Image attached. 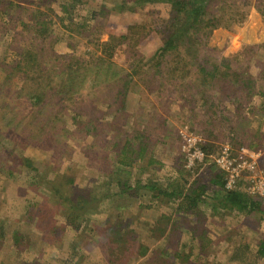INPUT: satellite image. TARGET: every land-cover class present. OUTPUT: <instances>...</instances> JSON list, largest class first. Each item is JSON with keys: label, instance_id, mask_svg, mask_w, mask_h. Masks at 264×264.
Segmentation results:
<instances>
[{"label": "rangeland", "instance_id": "obj_1", "mask_svg": "<svg viewBox=\"0 0 264 264\" xmlns=\"http://www.w3.org/2000/svg\"><path fill=\"white\" fill-rule=\"evenodd\" d=\"M47 1L0 0V264H33V258L37 262L42 259V264H107L98 252L100 243L90 236L100 233L98 240L108 241L103 238L102 222L120 215L125 218L123 224L131 228L127 255H139L130 264H264L254 252L264 238V220L257 212L237 215L221 209L218 200H203L198 210L201 217L195 221L190 216L186 219L182 211L177 213L179 199H155L152 192H146L135 200L121 196L119 189L110 184V177L115 183L132 177H140L145 183L147 175L155 174L160 188L174 184L173 190L183 188L191 194L199 175L208 183V169H213L209 172L212 177L225 167L239 173L228 185L231 189L240 187L252 197H264V0H233L235 4L209 9L210 15L221 19L222 24L201 48L214 60L228 57L242 80H249V86L219 79L203 85L198 68L189 66L192 60L186 57L184 48L165 58L155 55L163 43V32L158 33L160 21L168 18L171 9L167 0L142 6L128 0L127 9L118 8L122 0H49L53 10ZM62 4H74V12L62 8ZM43 13L50 15L52 33L45 41H32L20 21L40 14L44 17ZM223 13L227 14L224 22ZM69 15L70 20L60 25L59 19H69ZM39 16L36 19H41ZM87 18L93 29L79 32L77 25ZM110 35H129L133 44L141 39L135 45L140 54L136 60L121 48L110 58L120 70L145 71L138 74L139 78L133 77L126 110H120L121 98L116 94L125 77L123 73L102 75L91 98L87 92L63 96L56 83L63 77L65 64L56 68L51 61L56 56L66 59L68 54L91 65L100 58L107 60L102 44ZM27 51L41 58L40 73L29 80L16 72L12 58L15 52ZM158 61L160 66L156 65ZM46 65H50L48 69ZM111 83H116L117 90L110 91ZM76 118L98 120L103 128L94 134L86 133L78 130ZM144 140L150 143L151 152L143 159L133 153L131 159L137 164L125 165V173H118L114 142L120 148L138 151ZM205 145H210L211 153L202 151L204 156L199 158L195 148L202 150ZM151 159L157 164H152ZM143 165L150 167L148 173H141ZM66 173L73 180L68 186L71 194L93 193L106 200L104 204V200L91 201V208L101 207L102 213L88 207L77 220L80 228L75 230L66 228L64 221L70 204L57 193L46 191L47 184L59 182ZM223 173L227 184L230 173ZM208 193L203 199H209ZM30 201L42 203L36 212L44 207L48 209L46 215L59 206L62 216L39 222L37 214L33 222H28L32 215ZM169 216L175 219L168 221L165 217ZM191 221L195 229L207 232L205 240L192 238L186 229ZM174 222L183 228L173 237ZM169 224L171 227H167ZM61 226L67 232L53 237L54 227ZM36 227L44 229L46 241L29 234ZM158 227H164L167 235ZM18 235L27 244L16 245ZM138 244L151 251L160 247L156 260L151 258L152 252L146 258L140 257L144 249L133 247ZM236 245L245 251L237 252Z\"/></svg>", "mask_w": 264, "mask_h": 264}, {"label": "trees", "instance_id": "obj_2", "mask_svg": "<svg viewBox=\"0 0 264 264\" xmlns=\"http://www.w3.org/2000/svg\"><path fill=\"white\" fill-rule=\"evenodd\" d=\"M47 1V0H46ZM49 1V0H48ZM48 1H47V6H48ZM53 1V0H52ZM78 0H73V3H77ZM122 6L119 5V9H122L128 6L129 2L128 0H122ZM158 0H133V2L137 5L139 4L140 6L143 5V3H147L148 5L151 4L150 2L156 3ZM233 0H167L168 3L171 4V9L169 12L168 18L162 19L160 21V25L158 28V33H162V46L159 48L157 53L155 54L156 56L160 58H165L167 55H173L174 53L178 52L181 50V48H184V54H187L186 57L191 58V62L189 63V66L191 68L197 67L198 68V73L202 75V84H209L212 81L219 79V80H224V81H239L242 84H249V80H242V76L239 71L234 70L232 62L228 59V57L221 59V61H217L212 59V57L208 54L205 55L201 48L204 44L207 43V39L211 36L212 31L219 28L222 24L221 19H215L212 15L209 13V9L219 6L220 4L226 5L228 3H234ZM235 4V3H234ZM12 5V4H11ZM138 5V6H139ZM50 6V5H49ZM48 6V7H49ZM108 6V3H106V7ZM62 8H66V10H72L69 5L62 4ZM50 10H53L52 8L49 7ZM75 10V8H74ZM38 12V11H37ZM74 12V11H73ZM39 13V12H38ZM44 17H42V14L35 15V19L32 18L31 20L29 19L28 21H20V24L23 26L22 28L24 29V32L26 34H29L31 37V40L36 41L37 38L40 40L45 41L47 38L50 37L52 33V24L50 23V15L43 13ZM97 15V14H96ZM236 15V14H232ZM41 18V19H36V18ZM227 14L223 13V22L225 20V17ZM72 15H69V19H59V24L64 25L62 23L69 21ZM78 29H80L79 32H86V30H92L93 29V24L90 23L89 19H85V21L77 25ZM137 34V33H136ZM135 34V35H136ZM134 39V38H133ZM139 42H141V39H137L135 44L132 43V40L130 39L129 35H122V36H116V35H110L109 40L105 43L102 44V46H105V53L106 57H109L107 60H103L100 58V60L96 61L97 63L94 64H87L85 62H80V58L73 56V55H66L67 58H62L59 56H56L52 61L51 64L55 65L56 68L65 64L64 67H62V74L63 77L59 80V83H56V86L59 88V91L63 96H66L69 93H75L77 94H82L83 92H87L88 96L91 98L92 94H95V90H97V85L100 81V77L104 74H108L106 76H111L113 74H119L123 73L125 76L123 79H121V87H118L116 83H111L109 87L110 91L117 90V87L119 88L116 92L117 97L121 98L120 100V110L122 108H125L126 110V98L127 95H129L130 92V87L131 84L133 83V77L136 76L138 77V74H141L142 72H145L143 68H134L133 70H126V69H121L119 68L118 65L110 62V58L113 57L115 54L116 50H122L126 51V54L132 55V57L136 60L137 59V54L139 52L135 49V45L138 46ZM204 54V55H202ZM130 57L132 60L133 58ZM15 61L14 67L16 68V72L22 74L25 78L29 80L35 73H40L39 66L41 64V58L36 55V53L32 51H27V53H18L12 57ZM109 60V61H108ZM13 62V63H14ZM159 64V65H158ZM51 65V66H52ZM156 65L160 66L161 62L159 61L156 63ZM208 65L210 68H208ZM50 65H46L47 69ZM140 69V71L138 70ZM13 71V67H12ZM13 76V74H12ZM103 78V77H102ZM105 78V77H104ZM104 81H107L104 79ZM50 82V80H49ZM57 82V81H56ZM22 83L25 84V81L22 79ZM53 83V81L51 82ZM107 84L109 81L106 82ZM59 92V94H60ZM130 92V93H129ZM113 94V92L111 93ZM109 94L110 96H112ZM132 94V93H131ZM115 95V93H114ZM38 100V99H37ZM107 107L112 110L111 105H107ZM107 108V109H108ZM124 110V111H125ZM74 122L77 124L78 130L85 131L86 133H96L97 131L100 132L99 128H103L101 124L98 123L97 121L93 120H74ZM52 135V134H49ZM234 137V135H232ZM237 144H240L238 141H234ZM115 145V153L118 156L119 162L118 166L116 169H118V173L124 174V169L123 167L125 165H134L137 164V161L135 159H131L132 154L136 157L140 155V158L143 159L145 155L147 156L148 153L151 152V146L150 143L147 140H144L140 143V147L138 151H131L130 148H120L116 142H114ZM205 154L210 155L211 153V148L210 145H205L202 147V150ZM206 155V156H207ZM153 157V155H152ZM137 159V158H136ZM152 164H154L157 161L154 159H151ZM151 162L148 163L149 166H151ZM154 162V163H153ZM141 168V173H148L150 167H145L144 165ZM200 170V169H199ZM198 170V171H199ZM213 169H208V183L206 181H203L201 178H204L202 175L200 178H196L194 182L196 183L194 191L189 194L185 193L186 190L183 188H176L173 190L174 184H171L168 188H160L155 181V174H149L147 175L148 178L145 180V183L140 177H132L130 180H118L117 183L113 181V179L110 177V184L114 187H117L119 189V193L121 196L125 195L133 199H141L144 197V195H147L146 192H152L153 197L155 199L159 197H168L170 200H175L178 202V207H177V213L181 214V211L188 219L190 217H194L195 221L197 218L200 219L201 215L199 214V203L203 200L207 201H212V200H218L219 205L221 206L220 208L226 211H232L234 214L241 215L243 213H246L247 215H251L255 212L258 213L259 216L262 217L264 220V197H259L255 198L249 195L247 192L243 191L239 188L236 189H229L226 188V179H225V174L221 170H216V174L214 173V176L211 177L209 172H212ZM206 173V172H205ZM207 175V173H206ZM216 175V176H215ZM56 176L58 174L56 173ZM72 177L68 175L67 173L63 175L61 178L59 177V182H53L51 185L47 184L46 186V191L50 190L52 194L57 193L60 198H62L64 201H66V204L69 205V211L66 212L69 215H65L66 217L64 219L66 223V228H73L75 230L79 229V224H77V220L79 221L82 217L81 214L86 213L88 210V207L91 208V201L93 200H104L100 199L98 195L95 194H86L84 193H79V191L72 193V189H69L68 186L72 185ZM182 182V181H181ZM180 182V183H181ZM55 183V184H54ZM157 183V184H156ZM54 184V186H53ZM178 184V183H176ZM198 185V187H197ZM159 187V188H158ZM172 189V191H170ZM99 189L96 190V192L99 193ZM91 192V191H90ZM208 193L207 199L204 196ZM51 193L47 195L48 200H51ZM156 194V195H155ZM51 195V196H50ZM152 197V198H153ZM110 198H108L109 200ZM45 201H47V198H44ZM154 200V199H153ZM106 200H104L103 204L105 203ZM111 201H109L110 203ZM60 204V203H58ZM31 205V211L30 215L31 218L28 222H33L31 220H34L37 218V214L40 215V217L37 218L39 222L45 221L47 218L51 221L54 219H60L62 216V213L59 212L58 207L57 210L55 209H50L52 212H48L46 215L44 207L38 209L40 206H43L42 203L37 205L36 201H30ZM208 205V204H207ZM213 205V204H209ZM73 206V207H72ZM198 206V207H197ZM196 208V209H195ZM119 209V208H118ZM117 209V210H118ZM216 209V208H215ZM214 209V210H215ZM90 210V209H89ZM94 213H102L101 207L100 210H96V208H91ZM231 212V213H232ZM166 219L171 220L175 219L174 216L172 217H165ZM116 219V221H115ZM62 220V218H61ZM84 221V219H83ZM123 221H125V218L123 219V216L120 215L118 217H113L111 220L105 221V223L102 222L104 226V233L103 238H109L108 241L106 239L98 240L101 237V234L99 233L97 236L96 234H92L90 237L93 240H96L97 242L100 243V248L98 250L100 255H103L105 261L107 264H130V260L134 257H138L139 255H127L128 251L131 247L129 244V237L131 235V228L128 227L127 225L123 224ZM193 221V220H192ZM190 222L189 225L186 226V229L188 232L192 233V238H195L197 240L202 239L205 240L206 238V233L207 232H200L197 229H195V223ZM27 222V224H28ZM99 222V221H95ZM126 222V221H125ZM264 222V221H262ZM53 223V222H52ZM130 224V223H129ZM176 225V228H174L173 231V237L175 236L174 232H177L178 230L182 229V226H178L179 223L174 222ZM162 225H167L162 224ZM172 224H169L167 227H171ZM81 226V224H80ZM64 227L61 226L59 227H54L52 230V236L55 237L58 234H65L67 232H64ZM166 227V228H167ZM37 231L33 233V231L29 234H34L32 235L33 237H36L37 239H40L41 242L46 241L48 237L45 234L46 232L44 229H41L39 227H36ZM57 228V229H56ZM160 229V233L165 234L166 229L164 227H158ZM169 232V230H168ZM60 234V235H61ZM170 234V233H169ZM22 235V234H21ZM21 235H18L15 237V244L16 245H21L24 242L27 244L26 239L22 237ZM46 235V236H45ZM163 235V236H164ZM46 237V238H45ZM96 237V239H95ZM111 238V239H110ZM257 243V247L255 252V256L259 258L263 263H264V238L260 239ZM137 242V241H136ZM30 243V240H29ZM31 244V243H30ZM192 245V243H191ZM190 245V246H191ZM98 246V247H99ZM135 249L140 248L141 250L144 249L143 252L140 253V257L146 258L151 252L153 253L151 258L156 260V257H158V252H160V247L158 249H155L154 251H151L152 249L150 247H146L144 244H138V247L136 245H133ZM239 248H244V247H239V245H236V250L237 252H244L245 250H240ZM247 248V247H246ZM245 248V249H246ZM34 250V248H32ZM160 256L163 257V253L160 254ZM34 257V256H33ZM161 257V258H162ZM45 258V254H43V260ZM33 264H42V259L41 261L37 262L36 260L34 261L33 258Z\"/></svg>", "mask_w": 264, "mask_h": 264}, {"label": "built area", "instance_id": "obj_3", "mask_svg": "<svg viewBox=\"0 0 264 264\" xmlns=\"http://www.w3.org/2000/svg\"><path fill=\"white\" fill-rule=\"evenodd\" d=\"M194 152H195V155H197L199 158L204 156L203 155L204 153L197 147L195 148ZM229 165H231L230 162H229ZM221 168H222V171L225 170V171H227V173H230L229 181L227 182L226 187L231 189V187H229L228 185L236 180V178L239 176V173L235 169L234 170L232 169V171H231L229 168H225V167H221Z\"/></svg>", "mask_w": 264, "mask_h": 264}]
</instances>
